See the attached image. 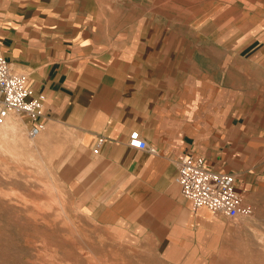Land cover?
I'll return each instance as SVG.
<instances>
[{"label":"crops","instance_id":"obj_1","mask_svg":"<svg viewBox=\"0 0 264 264\" xmlns=\"http://www.w3.org/2000/svg\"><path fill=\"white\" fill-rule=\"evenodd\" d=\"M0 52L29 74L46 129L78 139L73 179L93 208L166 256L204 247L193 238L223 216L184 196L186 153L258 204L264 0H0ZM135 130L157 152L131 147Z\"/></svg>","mask_w":264,"mask_h":264},{"label":"rangeland","instance_id":"obj_2","mask_svg":"<svg viewBox=\"0 0 264 264\" xmlns=\"http://www.w3.org/2000/svg\"><path fill=\"white\" fill-rule=\"evenodd\" d=\"M7 121L13 126H0V264H264V192L251 216L203 223L192 246L204 247L166 256L156 241L93 208L73 179L85 154L67 128L31 137L21 116Z\"/></svg>","mask_w":264,"mask_h":264},{"label":"built area","instance_id":"obj_3","mask_svg":"<svg viewBox=\"0 0 264 264\" xmlns=\"http://www.w3.org/2000/svg\"><path fill=\"white\" fill-rule=\"evenodd\" d=\"M29 74L13 69L11 63L0 52V126L13 114L25 117L28 133L36 137L46 129V121L41 119L44 102L32 97ZM106 140L100 137L94 148L99 153ZM129 145L136 149L157 152L142 134L135 130L129 138ZM177 182L184 196L191 200L193 209L206 207L216 214L230 219L249 217L254 207L247 202L236 187L233 173L211 169L203 157L186 153L178 164Z\"/></svg>","mask_w":264,"mask_h":264},{"label":"bare ground","instance_id":"obj_4","mask_svg":"<svg viewBox=\"0 0 264 264\" xmlns=\"http://www.w3.org/2000/svg\"><path fill=\"white\" fill-rule=\"evenodd\" d=\"M8 118H9V117H8ZM8 118H7V119H8ZM1 126L7 128V127H11V126H13V125L11 124L10 121H7V122L5 121Z\"/></svg>","mask_w":264,"mask_h":264}]
</instances>
